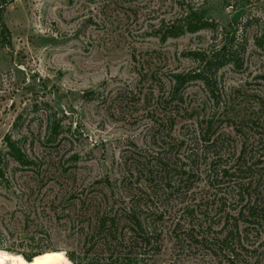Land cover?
Instances as JSON below:
<instances>
[{
    "label": "trees",
    "instance_id": "1",
    "mask_svg": "<svg viewBox=\"0 0 264 264\" xmlns=\"http://www.w3.org/2000/svg\"><path fill=\"white\" fill-rule=\"evenodd\" d=\"M11 1L0 0V48L11 43L3 20ZM206 29L221 40L186 54L192 70L163 75L157 64L137 62V88L116 93L120 113L144 122L141 144L123 146L117 176L72 186L50 203L67 221L62 243L71 250L63 251L73 264H148L168 246L169 264H264V103L227 93L219 77L242 68L244 46H234L231 25L218 28L193 10L161 39ZM195 84L201 99L186 95ZM59 129L50 127L51 141ZM6 141L13 161L34 165L18 142ZM22 229L17 242L0 238V249L27 261L54 250L41 246L48 235L39 223Z\"/></svg>",
    "mask_w": 264,
    "mask_h": 264
},
{
    "label": "rangeland",
    "instance_id": "2",
    "mask_svg": "<svg viewBox=\"0 0 264 264\" xmlns=\"http://www.w3.org/2000/svg\"><path fill=\"white\" fill-rule=\"evenodd\" d=\"M189 10L204 11L218 28L235 29L234 46H244L242 68L228 66L219 77L227 93L264 103V0H12L7 5L3 20L11 43L0 48L4 245L17 242L24 225L32 229L39 223L48 235H41V246L54 249L44 255L71 250L62 243L67 221L48 208L72 186L106 174L116 177L125 143L141 144L144 122L120 113L115 101L118 91L137 88V62L157 64L163 75L187 72L195 67L188 52L221 40L206 29L162 41L165 30ZM91 91L96 96H88ZM186 95L201 99V86L192 85ZM56 125L60 129L51 141L49 129ZM8 138L33 166L20 167L9 157ZM171 251L168 246L148 264H169Z\"/></svg>",
    "mask_w": 264,
    "mask_h": 264
},
{
    "label": "bare ground",
    "instance_id": "3",
    "mask_svg": "<svg viewBox=\"0 0 264 264\" xmlns=\"http://www.w3.org/2000/svg\"><path fill=\"white\" fill-rule=\"evenodd\" d=\"M0 264H72L63 251L44 255L40 259L25 260L22 255L0 249Z\"/></svg>",
    "mask_w": 264,
    "mask_h": 264
}]
</instances>
